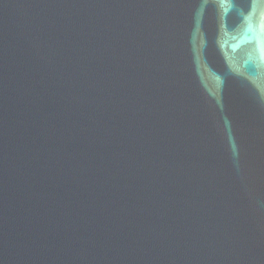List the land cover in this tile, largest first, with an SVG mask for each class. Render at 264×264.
I'll return each mask as SVG.
<instances>
[{"label":"water","instance_id":"water-1","mask_svg":"<svg viewBox=\"0 0 264 264\" xmlns=\"http://www.w3.org/2000/svg\"><path fill=\"white\" fill-rule=\"evenodd\" d=\"M0 264H264V0H0Z\"/></svg>","mask_w":264,"mask_h":264}]
</instances>
